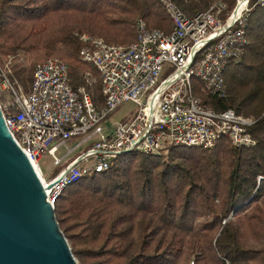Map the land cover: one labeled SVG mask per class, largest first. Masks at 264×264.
<instances>
[{"label": "trees", "instance_id": "trees-1", "mask_svg": "<svg viewBox=\"0 0 264 264\" xmlns=\"http://www.w3.org/2000/svg\"><path fill=\"white\" fill-rule=\"evenodd\" d=\"M172 1L192 17L214 0ZM258 1H248V43L224 71V95L191 78L203 105L231 108L251 121L252 143L223 137L208 148L133 151L66 187L54 213L79 264H264V6ZM235 3L229 1L223 19ZM138 17L148 29H172L158 0H0V70L27 93L35 65L57 56L67 64L69 86L83 87L99 109L100 75L80 54L81 36L130 44ZM4 93L0 103L8 101Z\"/></svg>", "mask_w": 264, "mask_h": 264}, {"label": "built area", "instance_id": "built-area-1", "mask_svg": "<svg viewBox=\"0 0 264 264\" xmlns=\"http://www.w3.org/2000/svg\"><path fill=\"white\" fill-rule=\"evenodd\" d=\"M158 1L172 21L169 33L148 29L138 17L136 40L130 44L81 36L86 42L80 54L100 75L104 105L99 109L83 87L75 91L69 86L67 64L57 56L35 65L27 93L15 89L6 71L0 70V90L10 96L7 103L0 104L4 123L39 171L52 207L66 187L87 174L108 170L122 154H154L166 144L208 148L223 137L233 145L252 143L247 131L251 121L231 108L215 111L203 105L193 94L191 82L192 77L198 78L202 90L224 95V71L248 43L249 0L240 9L241 0H236L224 19L226 0H214L192 17L172 0ZM258 4L264 6V0ZM165 65L172 71L163 76L168 70ZM123 102L135 104V114L105 126L106 118ZM77 134L84 136L67 147L66 140ZM91 140L92 145L54 177L40 169L38 161L44 150L56 165ZM61 146L67 150L58 157L55 153Z\"/></svg>", "mask_w": 264, "mask_h": 264}, {"label": "water", "instance_id": "water-1", "mask_svg": "<svg viewBox=\"0 0 264 264\" xmlns=\"http://www.w3.org/2000/svg\"><path fill=\"white\" fill-rule=\"evenodd\" d=\"M0 264H79L39 174L5 125L1 109Z\"/></svg>", "mask_w": 264, "mask_h": 264}, {"label": "rangeland", "instance_id": "rangeland-1", "mask_svg": "<svg viewBox=\"0 0 264 264\" xmlns=\"http://www.w3.org/2000/svg\"><path fill=\"white\" fill-rule=\"evenodd\" d=\"M229 1L230 0H226V3L228 5L227 6V9L229 7ZM235 2H236V0H235ZM226 11L224 13H226ZM164 67H166L168 70L166 72H164L163 76H165V74L167 72L169 73V72L172 71V69L168 65H165ZM0 91H2V90H0ZM4 95L6 96L5 98H8V101H9L10 96L8 95V93H4ZM4 102L7 103L6 101H4ZM0 104H3V101ZM136 108H137L136 105L133 104L132 102H123V103H121L106 118V120L104 122V125L107 126V127L108 126L109 127H112V126H114V124L118 123L122 119L127 118V117H132L135 114V112H136ZM83 136H84V134H77V135H73V136L69 137L66 140V146L67 147H72L75 143H77L78 141H80L83 138ZM252 141H253V138H252ZM92 143H93V141L91 140V141H88V142L82 144L77 150H75L70 155L66 156L59 164H56V165L53 164L52 157L47 153L46 150H44L41 153V156H40L39 161H38V165H39L40 169L42 170V172L46 176H48V177L51 178L52 176H54L55 174H57L62 168L66 167V165L73 158L78 157L83 151H86L92 145ZM66 150H67L66 147L61 146L57 150V152L55 154L58 157L64 156L65 153H66Z\"/></svg>", "mask_w": 264, "mask_h": 264}, {"label": "bare ground", "instance_id": "bare-ground-1", "mask_svg": "<svg viewBox=\"0 0 264 264\" xmlns=\"http://www.w3.org/2000/svg\"><path fill=\"white\" fill-rule=\"evenodd\" d=\"M247 0H241V2H240V5H239V7H238V9H240L241 8V6L246 2ZM38 173H39V171H38Z\"/></svg>", "mask_w": 264, "mask_h": 264}]
</instances>
